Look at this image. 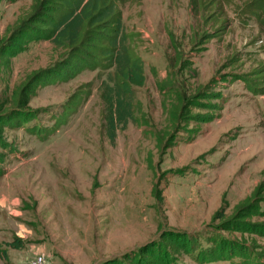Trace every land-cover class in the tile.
Masks as SVG:
<instances>
[{
	"label": "rangeland",
	"instance_id": "rangeland-1",
	"mask_svg": "<svg viewBox=\"0 0 264 264\" xmlns=\"http://www.w3.org/2000/svg\"><path fill=\"white\" fill-rule=\"evenodd\" d=\"M48 3L0 0V264H127L142 247L264 264V0H117L145 80L114 140L106 68L54 77L65 51L19 36Z\"/></svg>",
	"mask_w": 264,
	"mask_h": 264
},
{
	"label": "trees",
	"instance_id": "trees-1",
	"mask_svg": "<svg viewBox=\"0 0 264 264\" xmlns=\"http://www.w3.org/2000/svg\"><path fill=\"white\" fill-rule=\"evenodd\" d=\"M48 2L45 5L47 8L39 15L32 16L31 23L19 36L28 39L30 36L50 39L65 51L64 64L60 65V70L53 73L54 77L69 73V70L78 72L87 67L106 68V76L101 81L102 96L107 107L108 133L111 140H114L117 124L125 126L133 116L132 87L142 85L145 80L143 59L134 53L129 45L122 10L117 0H48ZM6 42L7 37L0 33V45ZM0 54L6 55L5 49ZM45 71L42 70L43 73ZM27 88L26 85L22 86L17 93L19 106L25 107L33 93L34 89ZM0 115L5 116L3 112ZM15 117L18 118L16 122L21 124L19 114L12 115L10 119ZM6 118H0L1 147L7 143L1 133ZM2 155L0 152V161ZM3 173L4 169L0 166V177ZM232 217L236 221H244V218L237 219L235 215ZM163 238L169 242V247L174 252L180 249L179 245L167 236ZM160 250L162 253L165 251L164 247L153 250L142 247L138 250V255L125 256L129 258L127 264H166ZM249 262L251 260H248ZM96 264L120 263L110 258Z\"/></svg>",
	"mask_w": 264,
	"mask_h": 264
},
{
	"label": "built area",
	"instance_id": "built-area-1",
	"mask_svg": "<svg viewBox=\"0 0 264 264\" xmlns=\"http://www.w3.org/2000/svg\"><path fill=\"white\" fill-rule=\"evenodd\" d=\"M29 264H51L44 253H36Z\"/></svg>",
	"mask_w": 264,
	"mask_h": 264
}]
</instances>
